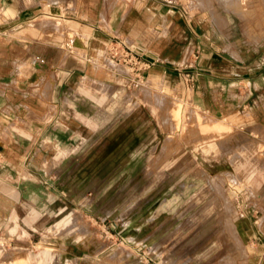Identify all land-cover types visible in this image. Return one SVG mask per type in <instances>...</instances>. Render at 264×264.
Wrapping results in <instances>:
<instances>
[{"label":"crops","instance_id":"crops-1","mask_svg":"<svg viewBox=\"0 0 264 264\" xmlns=\"http://www.w3.org/2000/svg\"><path fill=\"white\" fill-rule=\"evenodd\" d=\"M123 27L132 33V50L147 63L135 73L141 81L135 93L137 119L148 138L181 144L203 138L200 129L195 136L187 132L196 114L228 127L209 134L227 153L201 163L221 182L231 210L223 219H231L245 246L244 264H264V191L258 199L245 195L249 174L243 168L239 177L230 155L240 146L249 155L257 148L264 155V29L238 30L244 24L228 13L190 14L157 0H0V264H83L62 238L52 240L50 256L42 249V212L27 188L43 182L32 184L27 175L32 163L40 173L44 169L39 143L46 128L62 138L63 124L78 117L85 125L91 82L123 87L107 78L122 81L117 72L95 61V51ZM67 40L70 50L63 47ZM79 108L82 115L71 112ZM226 249L233 250L230 244Z\"/></svg>","mask_w":264,"mask_h":264},{"label":"rangeland","instance_id":"rangeland-1","mask_svg":"<svg viewBox=\"0 0 264 264\" xmlns=\"http://www.w3.org/2000/svg\"><path fill=\"white\" fill-rule=\"evenodd\" d=\"M157 1L190 14L206 9L212 15L228 13L244 24L238 30L264 29V0ZM128 30L123 27L121 33H113L95 60L98 67L117 72L122 81L112 75L107 78L120 81L123 87L117 90L108 82H91L85 125L77 117L70 126L60 127L62 138L52 137L46 128L40 139L44 169L40 173L32 163L27 179L43 183L27 191L42 212V249L50 256L56 247L52 240L62 238L71 242L69 251L83 264H244L245 246L233 233L231 219H223L231 210L222 200L221 182L201 163L203 158L227 152L220 153L216 140L208 138L195 117L187 132L195 136L200 129L206 135L203 138H187L185 144L172 138H148L146 126L137 121L135 89L141 81L128 64L108 55L109 50L121 54L123 44L132 49ZM71 46L69 40L63 45L67 50ZM79 109L70 110L82 115ZM259 150L249 155L240 146L236 155L230 153L238 175L244 177L243 168L249 174L244 192L252 199L264 191V166L260 165L264 155ZM256 205L260 206L258 201ZM227 244L233 250H227Z\"/></svg>","mask_w":264,"mask_h":264},{"label":"built area","instance_id":"built-area-1","mask_svg":"<svg viewBox=\"0 0 264 264\" xmlns=\"http://www.w3.org/2000/svg\"><path fill=\"white\" fill-rule=\"evenodd\" d=\"M122 46L123 47L121 54H118L116 50H109L108 55L114 61H120L128 64L132 72H135L137 74L147 65V63L140 60L138 55L131 48L124 44Z\"/></svg>","mask_w":264,"mask_h":264},{"label":"bare ground","instance_id":"bare-ground-1","mask_svg":"<svg viewBox=\"0 0 264 264\" xmlns=\"http://www.w3.org/2000/svg\"><path fill=\"white\" fill-rule=\"evenodd\" d=\"M103 46V45H102ZM102 48H98V50H96L95 52L97 53V56H101L102 55ZM96 55V54H95ZM106 61V60H105ZM103 62V61H102ZM102 64V63H101ZM107 64V63H106ZM102 66V65H101ZM104 67V66H103ZM118 81V80H117ZM120 82V81H119ZM194 116V115H193ZM196 120L198 125H200L201 130L204 131L205 133H209L211 134L212 131H223L226 127L224 125H220L219 123L213 122L210 119H203V115L201 118L200 114H196ZM138 121V120H137ZM215 134V133H214ZM218 136V135H217ZM211 135H208V138H211ZM211 148V147H210ZM211 152V150L208 151V153ZM207 153V154H208ZM243 175V171L240 172ZM239 177H241V175L239 174Z\"/></svg>","mask_w":264,"mask_h":264}]
</instances>
